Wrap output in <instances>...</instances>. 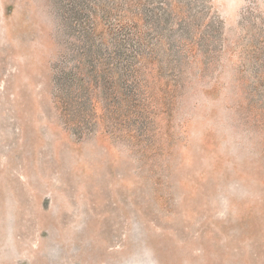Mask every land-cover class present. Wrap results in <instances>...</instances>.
Returning a JSON list of instances; mask_svg holds the SVG:
<instances>
[{
  "label": "rangeland",
  "instance_id": "obj_1",
  "mask_svg": "<svg viewBox=\"0 0 264 264\" xmlns=\"http://www.w3.org/2000/svg\"><path fill=\"white\" fill-rule=\"evenodd\" d=\"M0 264H264V0H0Z\"/></svg>",
  "mask_w": 264,
  "mask_h": 264
},
{
  "label": "trees",
  "instance_id": "obj_2",
  "mask_svg": "<svg viewBox=\"0 0 264 264\" xmlns=\"http://www.w3.org/2000/svg\"><path fill=\"white\" fill-rule=\"evenodd\" d=\"M84 29H85V27H84ZM80 35H81V37H86L87 40H89L90 47L92 49L96 47L95 43L93 41V38L89 33L86 32V34H80ZM81 50H82L81 52L87 54V45L83 46V48ZM134 57H136V58L139 57V53L135 52ZM98 62L104 64V62H102V57H100L99 55L91 56V63L88 64V69L91 72L90 74L96 78L101 77L103 84L105 85V87L107 89H109L111 87L109 84V78H108L109 68L108 67L107 68H105V67L99 68ZM132 62L133 61L131 60V58L129 56H127L126 61H125V71L128 73V75H133L135 73V69H133ZM66 79H68L67 75H65V77L64 76L61 77L62 85L66 84ZM73 81H74V79H70V82H73ZM67 85L68 84H66L65 86H67ZM81 88L84 90V94H86V97L89 98V95H90L89 89L86 86H84L83 84H81Z\"/></svg>",
  "mask_w": 264,
  "mask_h": 264
}]
</instances>
